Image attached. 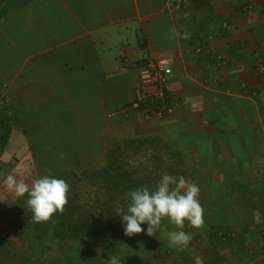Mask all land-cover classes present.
Wrapping results in <instances>:
<instances>
[{"label":"crops","instance_id":"0c3cea01","mask_svg":"<svg viewBox=\"0 0 264 264\" xmlns=\"http://www.w3.org/2000/svg\"><path fill=\"white\" fill-rule=\"evenodd\" d=\"M0 9V264H174L158 260L175 248L167 218L126 245L109 239L117 225L103 230L106 244L81 258L67 251L66 262L52 231H29L32 214L4 184L26 168L16 163L24 148L106 156L108 141L143 138L157 143L160 167L200 188L204 225L183 228L201 239L198 257L182 264H264V0H0ZM161 58L179 103L146 118L129 102L139 63Z\"/></svg>","mask_w":264,"mask_h":264},{"label":"clouds","instance_id":"9594fccd","mask_svg":"<svg viewBox=\"0 0 264 264\" xmlns=\"http://www.w3.org/2000/svg\"><path fill=\"white\" fill-rule=\"evenodd\" d=\"M4 184L17 198L27 196L26 206L34 223L47 222L53 214L63 213L70 188L64 179L50 171L32 179L31 184L24 177L8 175ZM199 193L197 184L189 183L183 176L165 173L155 188L141 187L126 193L122 197L124 205L117 203L114 212L120 216L125 236L144 232L152 237L157 234L162 220L167 218L170 224L177 226V230L168 234L170 246L180 250L192 239L191 234L183 230L185 221L194 229L204 225ZM109 264H119L118 258L110 257Z\"/></svg>","mask_w":264,"mask_h":264},{"label":"rangeland","instance_id":"374dc122","mask_svg":"<svg viewBox=\"0 0 264 264\" xmlns=\"http://www.w3.org/2000/svg\"><path fill=\"white\" fill-rule=\"evenodd\" d=\"M125 141L126 140L121 141V139H120V140H116V141H108L107 144H108L109 148L110 147L114 148V144H119L120 149L117 152V155L121 154L122 158H125L126 155L129 156L131 154L129 149L126 148V146L124 145ZM16 145L18 146L16 149V154H17L18 152H20V150H22V146H23L22 141H17ZM20 146H21V148H20ZM35 151H36V148H35V150L34 149L25 150V148H24V151H23L24 154L19 153L20 156L16 157V159L18 160L16 163H17V165L20 166V168H22V167H26V168L18 170L15 173L13 172V174H11V175H16L18 177H20V176L24 177L26 182L31 184L32 179H34L38 176H41V175H46L50 171L52 175L57 176L58 178H62L67 182V180H71V178H74L75 175L79 176L81 171H83V170L90 171L92 168H100L106 162V156H94V155L78 156V154L75 153L71 157L70 156H68V157L67 156L56 157V156L46 155V154L34 155L33 153ZM137 159H139V158L137 155H135V156H132L130 158L129 157L126 158V161L134 167L137 164V161H138ZM141 159L143 161V165L137 166L134 169V171H136V172L134 173V176L132 177L131 183L137 182L139 180H143V182L148 183V185L150 187H154L155 182L152 179H150L151 176L156 174V175L161 177L165 173L170 174V171L167 168L164 169L163 167H160V166H162L160 164L161 160H159V162H158L160 165L157 164V166H155L156 163H154V162H149L150 164L148 163L147 157L141 156ZM33 168H34V170H33ZM67 177H69V178H67ZM81 180H82V182H81L82 186L77 187L80 191V195L77 197L76 203H78L79 205H87L88 204V206H87V210H88V209H90V206H89V202H87V201L91 202L94 200L96 189L93 185H90L88 180H86L84 178H82ZM68 184H69V182H68ZM78 189H77V191H78ZM4 191H6V190H4ZM6 192L7 193L9 192V194H11V199L16 197L13 192H11L9 190H7ZM7 196H9V195L7 194ZM7 196H5V198ZM124 196H122V197H124ZM122 197L119 198L121 206H123L125 203V201ZM96 212H97L96 210H88L87 213H90V215L93 216V219H95V222L98 223L99 221H101L100 216H102L101 215L102 213L96 214ZM117 217L118 218L115 220V222H116V225L119 229L118 231L122 232L123 231V225L121 223L119 214L117 215ZM57 221H58V218L56 215L55 217H52V219L50 221L51 224L49 226H47L46 222L40 223L41 225L38 224L37 227H35V228L33 227L34 226L33 221H31V223H27V224L29 226L28 227L29 231L31 230L33 233H34V231H38V232L39 231H43V232H51L52 231V235H53V233L57 234L59 231V226H58ZM171 225H172L171 226L172 229L177 230V226L174 228L175 225L174 224H171ZM142 226H144L146 228V225H142ZM167 226H168V222H167ZM115 229H117V228H115ZM164 229L165 228L162 227V231ZM115 232L119 233V232H117V230H115ZM115 232H110L112 234L111 238H109L110 233L109 234L106 233L102 236L96 235L94 241H92V243H90V245L92 247L93 246H95V247L99 246L100 247L101 244H103V243L106 244L105 242H106V239H108V238L113 239L115 243L120 242V243L126 245V244H129V242H133V240L136 239V237H133V236H125L124 232H123L120 236H118V240H117V239H115L116 238V236L114 235ZM219 236H220L219 240H221V241H217V244L220 245L219 251H221L226 246V240L228 239V237H227V235L224 237H223V235H219ZM213 237L215 239L217 238L216 236H213ZM79 239L80 238H77L75 240L67 239V240H62V241H60L58 239V245H59L58 247H59L60 253H64V255H65L64 260H66V262H68V261L73 262L74 261L73 258L75 257L74 254L76 256H78L79 258H81L82 255L86 256L91 250H93V248H89L90 250H87L89 244L85 245V247H86L85 249H84V247H81V245H83L84 243L81 242L82 244H79L81 241ZM197 243L201 244V239L199 237L193 236L191 241L189 242V244L186 247L182 248V250H180V252H178V250L175 248H170L167 251V253L161 252L162 254L159 255L158 260L165 261L166 263H167V261L171 260L174 264H182L184 260H189L192 262L195 258L198 257V252L195 253L194 246H193V244H197ZM108 244H110V243H108ZM71 250L73 251L74 254L68 256L67 253L69 251L71 252ZM222 253L225 254V252H222ZM32 254H34V253L29 252L27 255L32 256ZM155 256L158 257V255H155ZM83 258H85V257H83ZM153 258L154 257L145 258V259L146 260H148V259L152 260ZM143 259L141 258V261H143ZM124 261H126V260L124 259Z\"/></svg>","mask_w":264,"mask_h":264},{"label":"trees","instance_id":"16d2710c","mask_svg":"<svg viewBox=\"0 0 264 264\" xmlns=\"http://www.w3.org/2000/svg\"><path fill=\"white\" fill-rule=\"evenodd\" d=\"M2 14L3 11L0 9V18L2 17ZM3 126V118H0V130H2L1 128H3ZM6 142L7 135H5L3 131V133L1 132L0 134V150L4 147ZM153 143V140L144 138L126 140L124 145L129 149L131 154L129 156L126 155L125 158H122L121 154L117 155L120 147L119 144H115V149L111 147L108 149L106 154V162L102 167L92 168L90 171L84 170L80 172V177L75 175L74 178H71V180H67V183L69 182L68 185L70 186L69 192L67 194V204L64 206L63 213L53 214L52 216L55 217L57 215V222L59 226L58 233H54L53 236L58 238L60 241L67 239L75 240L80 238L79 240L81 241L79 244L84 243L83 245H88L92 243L96 235L103 230L108 228L115 229V220L118 214H116L114 211L117 203L121 205L119 198L124 196L126 193L141 187L153 189L161 178L156 174L151 176L150 179L155 182L154 187H150L148 183H145L143 180L139 179V181L133 182L134 184L131 183L132 177L136 172L134 169L137 166L143 165L141 156L147 157L148 163L154 162L156 163L155 166L159 164L158 162L161 160V156L155 154L157 143H154L155 145ZM131 155H137L139 158L137 159L138 161L136 160L137 164L134 167L126 161V158L132 157ZM82 178L88 180L90 185H93L96 189L94 200L87 202H89L90 206V209L88 210H96V214L102 213V216H100L101 221L98 223L95 222V219H93V216H91L90 213H87L88 204L79 205L76 203L77 197L80 195V191L77 187L82 186ZM20 199L22 202L24 201V204L21 203L20 207H24L23 211H25L26 214H31L26 206L27 196L25 195ZM52 217L46 222L47 226L51 224L50 221Z\"/></svg>","mask_w":264,"mask_h":264},{"label":"built area","instance_id":"2783aa9c","mask_svg":"<svg viewBox=\"0 0 264 264\" xmlns=\"http://www.w3.org/2000/svg\"><path fill=\"white\" fill-rule=\"evenodd\" d=\"M221 64L222 61H218L217 65ZM168 72V59L141 61L137 70L138 82L129 105L143 111L146 118L172 114L179 101L170 94ZM7 103L8 99L4 97L0 99V111Z\"/></svg>","mask_w":264,"mask_h":264}]
</instances>
